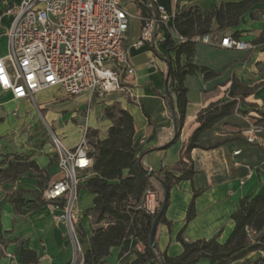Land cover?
Listing matches in <instances>:
<instances>
[{
    "label": "crops",
    "instance_id": "0c3cea01",
    "mask_svg": "<svg viewBox=\"0 0 264 264\" xmlns=\"http://www.w3.org/2000/svg\"><path fill=\"white\" fill-rule=\"evenodd\" d=\"M122 1L131 14L124 45L129 52L134 73L122 75L125 91L114 92L103 100L104 103L99 101V105L98 102L92 103L95 105L93 114L99 109V139L106 138L110 125L104 108L118 105L127 109L134 118V146L140 156L143 155V166L155 172L163 168L173 170L178 165L181 152L192 132L199 126V111L211 103L229 100L233 81L250 91L243 99L237 97L239 111L226 116L201 137L204 144L216 141L222 143L214 148H194L191 151V162L196 173L192 180H183L170 189L166 217L172 222V226L159 223L156 232L159 249L172 257L183 250L177 240L181 230H184L183 236L187 241L218 236L219 241L224 242L234 228L231 215L237 209L239 201L247 195L257 193L264 185V126L255 143L247 142L242 134L244 129L262 119L259 112H264V43H253L263 29L264 14L256 13L254 18L250 17L251 12L264 8V3L255 4L237 26L217 31L216 20L212 22L214 32L211 36L214 42L225 35L238 33L241 40L251 42L254 48L236 50L214 44H196L192 62L208 67L216 76L205 79L202 74H195L185 78L188 103L184 125L177 141L164 147L175 132L169 105L163 98L167 88L168 56L171 57L173 67L187 61L185 55L177 59L176 52H168L164 46V41L173 37L174 15L191 5L199 6L204 14H208L222 2L242 0H157V3L166 7L171 19L166 23H158L153 42L141 47H135L134 43L140 37L144 10L135 0ZM18 2L19 0H0V57L7 52L6 32L12 21V16L6 14L5 10ZM151 11L155 15L152 8ZM51 90L63 92L59 88L38 92L35 98L42 107L48 105L51 98L47 91ZM239 91L241 88L236 87L235 92ZM79 97L84 100L83 106L88 103L87 94ZM29 102L26 99L16 100L10 92L0 89V160L6 155H9L8 159H12L17 154L35 162L37 167L26 171L14 183L0 184V264H23V250L36 253L37 261L28 264H73V246L67 226L64 222L55 220V214L59 210L40 198V189L47 188L59 177L55 153L41 147L37 134L31 132L33 137L30 139L27 134H22L24 129L36 125L35 122L29 124L32 120L25 117ZM65 116L54 123L58 125L59 135L64 142L74 147L80 138L81 129L75 123H66L73 117L72 113L69 117ZM237 150L240 152L234 154ZM19 189L35 194L24 195L25 204L17 211L11 198ZM195 190L202 192L195 199V217L186 223L188 207ZM84 197L87 198L86 201ZM93 197L83 184L76 213L81 218V229L87 236L81 235L84 252L89 249L88 237L91 229L96 226L90 212ZM123 247L127 252L119 256L120 248L115 247L102 264H130L137 252L143 253L146 248L137 238L125 240ZM262 254L252 252L246 258L254 260ZM195 264H210V261L203 258Z\"/></svg>",
    "mask_w": 264,
    "mask_h": 264
},
{
    "label": "trees",
    "instance_id": "16d2710c",
    "mask_svg": "<svg viewBox=\"0 0 264 264\" xmlns=\"http://www.w3.org/2000/svg\"><path fill=\"white\" fill-rule=\"evenodd\" d=\"M135 1L144 10V17L153 15L151 7L141 0ZM149 1L153 3V0ZM260 2L264 3V0L222 2L208 14H204L199 6L191 5L175 15L174 29L180 35L187 37L188 41L178 43L168 38L164 41V46L168 52L175 51L177 59L185 55L187 61L185 64L178 63L173 67L171 57L168 56L167 88L174 104L173 126L178 136L175 140L171 138L164 147L177 141L184 125L188 103L185 78L195 74H202L205 79L216 76L208 67L192 62L197 44L192 38L213 33L214 19L218 25L217 31L239 25L250 9ZM256 13L263 15L264 8L251 12L250 17L254 18ZM232 36L240 39L238 33ZM253 43L256 45L264 43V26ZM236 87L241 88V91L235 92ZM249 94L247 87L233 81L229 100L211 103L199 111L197 115L199 126L185 144L178 165L173 170L163 168L155 172L154 176H149L144 169L146 167L143 168L138 164L140 154L134 146L135 123L131 113L118 105L104 108L105 116L110 121L107 136L99 139L96 134L89 140L88 155L92 158L93 174L87 179L85 187L94 196L90 212L96 226L91 229L88 237L89 249L84 252L83 264L104 263L115 247L120 248L119 256H122L127 252L123 243L129 238H137L146 247L143 253L137 252L136 258L130 264H195L203 258L208 259L210 264H264V185L257 193L247 195L239 201L237 209L231 215L234 228L224 242H220L218 236L187 241L183 236L184 230H181L177 240L183 250L174 257L162 252L157 241L155 247L151 245L152 224L158 211L149 213L142 206L147 189L156 190L161 206L166 188L170 191L179 182L193 179L196 171L191 162V151L194 148L209 149L220 145L222 143L220 141L204 144L201 137L226 116L239 111L237 97L243 99ZM163 98L169 105L167 94ZM170 112L172 114L171 109ZM259 113L262 119H258L256 125L262 127L264 112ZM31 168H37L35 162L28 161L21 155L15 154L12 159L4 156L0 160V184L14 183ZM201 192L202 190L194 191L188 207L186 223L195 217V199ZM28 193L35 194L24 189H19L13 194L11 202L15 210L18 211L25 204L24 195ZM168 203L169 196L167 207ZM166 209L160 223H166L171 227L172 222L166 217ZM79 231L83 237H87L81 228ZM252 252L263 254L254 260L246 258ZM21 260L23 264L34 263L37 261L36 253L32 250H23Z\"/></svg>",
    "mask_w": 264,
    "mask_h": 264
},
{
    "label": "built area",
    "instance_id": "2783aa9c",
    "mask_svg": "<svg viewBox=\"0 0 264 264\" xmlns=\"http://www.w3.org/2000/svg\"><path fill=\"white\" fill-rule=\"evenodd\" d=\"M152 4L156 6L157 15L142 18L135 47L151 44L156 25L171 19L164 5L157 0ZM5 13L12 16V21L6 32L7 52L0 57V89L10 92L14 99L34 101L38 92L59 88L71 96L87 94L89 110L93 102L125 91L122 75L133 74L134 68L124 45L131 15L122 0H19L9 5ZM172 38L178 43L188 41L176 30ZM192 40L236 50L254 48L251 42L230 34L218 42H214L211 34ZM129 94L134 96L131 91ZM261 129L254 124L242 134L247 142L255 143ZM53 137L59 177L42 195L59 210L55 220L67 226L73 246V264L79 263V255L83 264V242L75 228L76 203L81 184L79 176L91 171L92 158L88 155L86 136L74 147ZM142 206L149 213L159 210L154 188L146 190Z\"/></svg>",
    "mask_w": 264,
    "mask_h": 264
},
{
    "label": "rangeland",
    "instance_id": "374dc122",
    "mask_svg": "<svg viewBox=\"0 0 264 264\" xmlns=\"http://www.w3.org/2000/svg\"><path fill=\"white\" fill-rule=\"evenodd\" d=\"M124 3L126 4V2ZM125 8L128 10L127 7ZM47 94L49 98H51L52 100L50 99L48 105H45L46 107L45 106L42 107L38 99L36 98L34 99V101L30 100L28 112L25 114V117L28 118L29 120L30 119L32 120L29 124L35 122L36 125H34L33 127L30 126L29 129H24L22 131L23 132L22 134H27L29 139L33 137L31 135V132L37 134L41 142V147L42 148L44 147L46 149H51L52 151H54L55 149H54L53 135H55L62 142H64L63 137L59 135L58 125L54 122L57 121V119L64 118L65 115H66L65 117H69V114L72 113L73 117H70L69 120L66 121V123H75V125L80 126L81 135L76 145L79 143L82 137L86 136L88 148H90L89 140L91 139V136L98 134L99 137V109H97L96 112L93 114V109L95 105L91 104L88 110V103L86 102L85 105L83 106L84 100L81 97H79V95L71 96L60 91L54 92V90L47 91ZM68 102H71V104H67ZM104 102L105 101H102V103ZM6 156L9 157V155ZM92 174H93L92 171L83 172L80 174L79 178L81 179V184L79 187L78 200L76 206L80 199L81 187L83 186V184L86 183L87 179L92 176ZM40 191H41L40 198H43L42 194L44 188H41ZM86 200L87 198L84 197V201ZM80 225H81V218L78 215L77 222L75 223V228L81 237V233L79 231V228H81ZM80 259L81 257L79 255L77 258V263L80 262Z\"/></svg>",
    "mask_w": 264,
    "mask_h": 264
},
{
    "label": "water",
    "instance_id": "95a60500",
    "mask_svg": "<svg viewBox=\"0 0 264 264\" xmlns=\"http://www.w3.org/2000/svg\"><path fill=\"white\" fill-rule=\"evenodd\" d=\"M145 5L149 6L152 8L153 12L155 15H157V10H156V6L154 4H152L151 1L149 0H141ZM168 82V79H166V83ZM166 94H167V97L169 98V107L172 111V114H173V121L175 122V114H174V104H173V101L171 100V95L168 91V88H166ZM178 134H177V131L175 130L174 132V137H173V140H175L177 138ZM142 158H143V155H141L139 157V160H138V164L139 166L143 167V164H142ZM145 171L148 173L149 176H154L155 175V171L152 170V169H146L144 168ZM168 196H169V191L165 190V193H164V197H163V200H162V203H161V206L158 210V214L156 216V218L154 219V222L152 224V229H151V234H150V243L153 247L156 246V232H157V228H158V225L160 223V219H161V216L163 214V212L165 211L166 207H167V199H168Z\"/></svg>",
    "mask_w": 264,
    "mask_h": 264
}]
</instances>
